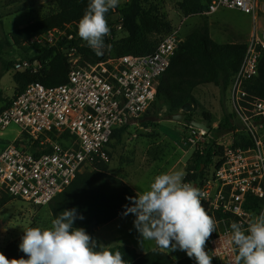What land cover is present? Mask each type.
<instances>
[{
  "label": "built area",
  "instance_id": "1",
  "mask_svg": "<svg viewBox=\"0 0 264 264\" xmlns=\"http://www.w3.org/2000/svg\"><path fill=\"white\" fill-rule=\"evenodd\" d=\"M220 10L240 12L254 22L241 68L229 90L231 107L242 126L237 132L244 133L249 143H238L234 132L217 138L212 163L203 167L198 184H192L207 192L202 204L217 223L208 239L212 264H236L238 253L230 240V223L247 225L250 214L255 213L252 199L261 201L259 213L264 211V159L260 158L264 154V99L245 90V84L258 75L264 50V33L256 24L258 13L264 12V0H211L203 14L210 16ZM71 29H55L27 44L55 48L73 39V33L67 32ZM118 29L123 30L122 26ZM184 40L181 30H173L159 39L150 55L110 57L87 67L69 60L66 84L50 89L38 83L28 86L0 113L2 130L14 125L22 134L0 153V193L48 207L86 167L108 162L115 131L152 110L160 79ZM70 51L79 55L76 48ZM44 68L45 63L30 60L14 67L16 72L32 74ZM173 123L171 128L181 131V124ZM188 127V131L182 129L191 136L185 144L192 143L202 152L211 144L206 138L209 133Z\"/></svg>",
  "mask_w": 264,
  "mask_h": 264
},
{
  "label": "trees",
  "instance_id": "2",
  "mask_svg": "<svg viewBox=\"0 0 264 264\" xmlns=\"http://www.w3.org/2000/svg\"><path fill=\"white\" fill-rule=\"evenodd\" d=\"M58 12L50 15L41 21L29 24L13 32L9 38L0 39V59L4 50L8 47H17L25 49L31 39L42 36L55 29H65L67 26H74L76 31L71 41H63L57 47L52 49H43L42 55L37 58L38 61L45 63L42 72L32 74L30 72H16L14 82L17 86L16 94L10 100L0 98V113L8 109L13 101L28 86L38 83L46 88H54L64 85L68 82L70 73V63L62 49L65 46L76 48L82 57L83 67H87L96 62H103L111 57L112 47L115 46L117 57L125 55L145 56L155 52L159 39L151 41L148 35L154 31L160 32L163 25L160 21L150 17L142 16L140 0H133L129 10L125 14L124 31L126 37L112 45L108 36L105 37V49L103 55H97L87 43L78 36L77 24L82 18L89 0H54ZM208 1L207 6L204 2ZM211 0H183L180 8L186 16L197 15L208 8ZM19 3V0H9L6 5ZM113 15V10L106 14V18ZM170 33L166 30L165 36ZM248 44L227 43L220 44L210 35L206 26L197 27L190 32L176 51L171 66L162 76L157 91L158 103L166 107V115L173 118L175 115L183 114L187 117L190 113L183 112V108L189 104L193 108L199 106L195 96V91L200 86L214 85L217 87L223 98H226L233 79L239 72L243 59L245 57ZM81 65V64H80ZM10 69L12 66H8ZM245 90L251 95L264 99V50H262L258 65V75L245 84ZM5 101V102H4ZM150 112L145 114L139 120H134L125 124L122 128L115 131L112 141H120L127 132L130 125L136 121H143L150 116ZM235 114H226L224 120L216 130L211 129L209 134L217 132L219 135L236 133V141L247 142L244 133L237 132L241 128L235 125ZM208 121L210 117L206 118ZM189 120L188 126L191 122ZM147 125V124H145ZM217 138L211 139L203 151L196 149L192 159L186 169L184 182L198 184L204 176V170L212 163L213 145ZM203 167H205L203 169ZM137 194L131 186L123 180L109 175L106 162H96L93 171L80 173L74 182L61 194H59L49 204V209L53 218L58 216L65 209L75 208L77 213L84 219H77L74 227L88 228V234L94 239V231L89 227L96 219L98 226H105L119 217L125 215L126 206H132L129 197H135ZM11 199L9 195L2 193L0 195V208L6 205ZM263 203L256 199L251 200V207L255 213H259ZM21 240L11 242L5 251V256L11 260L28 257L19 249ZM113 252L120 251L128 264H176L173 259L164 252H149L139 254L135 249L127 246H116L109 248ZM100 250V249H97Z\"/></svg>",
  "mask_w": 264,
  "mask_h": 264
},
{
  "label": "rangeland",
  "instance_id": "3",
  "mask_svg": "<svg viewBox=\"0 0 264 264\" xmlns=\"http://www.w3.org/2000/svg\"><path fill=\"white\" fill-rule=\"evenodd\" d=\"M8 1L0 0V39L2 40L9 38L13 32L58 12L54 0H19V3L7 6ZM132 2L133 0H120V5L112 9L113 15L107 18L111 29L108 36L110 45L126 37L123 32L125 14ZM182 2L183 0H140L142 16L158 20L163 25L160 32L154 31L148 35L151 41L160 39L166 34L168 28L170 32L181 30L186 37L197 27L206 26L211 37L220 44L249 43L254 28L251 16L242 15L237 11L220 10L210 16L204 15L202 11L197 15L186 17L180 8ZM207 4L208 1H205L204 6L206 7ZM256 24L260 33H264V12L258 13ZM119 26H122L123 30H119ZM72 27L73 29L67 31L68 33L76 31V28ZM43 49L46 48L41 44H27L25 49L12 46L4 50L0 59V98L10 100L16 94L15 64L22 60L38 61L37 58L42 55ZM69 49L72 48L70 46L63 48L68 60H78L82 66L84 64L82 57L75 55ZM115 51L113 46L111 57H117ZM9 65L12 66L11 69ZM195 96L199 106L192 109L183 123H179L181 131H174L171 128L174 124L172 118L166 115V107L158 103L145 120L132 123L120 141L113 140L110 144L109 160L106 162L108 174L123 180L133 188L136 194L147 190L154 177L160 173L183 171L185 179L186 169L196 150L192 143L185 144L186 139L191 138L188 132L182 131L184 128L189 130L188 121L192 119L200 121L216 130L226 114H234L229 93L226 98H223L220 90L214 85L200 86L196 89ZM3 104L0 103V106ZM207 117L211 120L208 121ZM235 125L242 128L237 118H235ZM216 135H218L217 132H212L206 138L211 140L223 136L215 137ZM21 138V130L17 126L13 125L5 130L0 128V153L9 144ZM91 171L93 167H86L81 173ZM52 219L54 218L49 207H37L11 199L0 208V252L5 255L6 247L11 242L21 240L24 228L47 227L50 226ZM134 220V214L129 213L108 225L97 226L94 230V240L98 245L107 248L127 246L135 249L139 254L149 253L152 251L153 242L143 241L142 246V238L134 227ZM84 229L88 233V228ZM205 251L209 253L208 240ZM183 261L184 264H196L195 259L189 258L187 254Z\"/></svg>",
  "mask_w": 264,
  "mask_h": 264
},
{
  "label": "clouds",
  "instance_id": "4",
  "mask_svg": "<svg viewBox=\"0 0 264 264\" xmlns=\"http://www.w3.org/2000/svg\"><path fill=\"white\" fill-rule=\"evenodd\" d=\"M119 5L120 0H89L78 21V36L97 55L104 54L105 37L111 32L106 14ZM184 176L183 171L156 175L147 190L128 198L132 206H126L124 214H134L141 244L153 242V252L179 250L196 264H212L205 244L217 223L202 204L207 192L184 182ZM77 219L84 217L75 208L65 209L50 226L24 228L19 249L28 258L9 260L0 252V264H128L123 253L98 245L84 228L74 227ZM230 240L238 253L236 264H264V211L250 214L246 226L232 221Z\"/></svg>",
  "mask_w": 264,
  "mask_h": 264
},
{
  "label": "water",
  "instance_id": "5",
  "mask_svg": "<svg viewBox=\"0 0 264 264\" xmlns=\"http://www.w3.org/2000/svg\"><path fill=\"white\" fill-rule=\"evenodd\" d=\"M192 109H193V106L187 104V105L183 108V112H185V113H191ZM184 119H185L184 114H179V115H175V116H173L172 121L175 122V123H183V122H184ZM190 125H191L192 127H194V128L199 129V130H203V131H205L206 133H209V132L211 131V128H209L205 123L200 122V121H196V120H194V121L191 122ZM97 226H98V222H97V220L95 219V220L92 222V224H91V226L89 227V229H90L91 231H94L95 228H96Z\"/></svg>",
  "mask_w": 264,
  "mask_h": 264
},
{
  "label": "crops",
  "instance_id": "6",
  "mask_svg": "<svg viewBox=\"0 0 264 264\" xmlns=\"http://www.w3.org/2000/svg\"><path fill=\"white\" fill-rule=\"evenodd\" d=\"M240 13V12H239ZM242 14V13H241ZM242 15H244V14H242ZM120 218V217H119ZM118 218V219H119ZM117 220V219H116ZM209 249V248H208ZM151 252V251H150ZM166 254H168L172 259H173V261L176 263V264H184L183 262V260H185L186 259V254L185 253H183V251H179V250H177V251H172V252H169V253H166ZM213 263V262H212Z\"/></svg>",
  "mask_w": 264,
  "mask_h": 264
}]
</instances>
